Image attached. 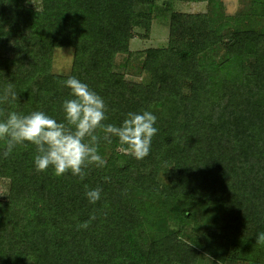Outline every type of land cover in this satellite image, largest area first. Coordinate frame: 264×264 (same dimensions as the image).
I'll return each mask as SVG.
<instances>
[{
    "label": "trees",
    "instance_id": "1",
    "mask_svg": "<svg viewBox=\"0 0 264 264\" xmlns=\"http://www.w3.org/2000/svg\"><path fill=\"white\" fill-rule=\"evenodd\" d=\"M31 2L0 0V96L9 84L17 93L0 120L43 111L65 122L74 76L103 98L105 124L150 111L158 132L137 160L97 130L106 166L83 180L37 171L31 144L5 158L0 140V264H264V0L232 16L221 0ZM178 2L205 9L177 12ZM162 17L165 46L133 54ZM66 47L70 72L55 74ZM135 56L143 81L128 78ZM98 187L92 204L86 191Z\"/></svg>",
    "mask_w": 264,
    "mask_h": 264
},
{
    "label": "clouds",
    "instance_id": "2",
    "mask_svg": "<svg viewBox=\"0 0 264 264\" xmlns=\"http://www.w3.org/2000/svg\"><path fill=\"white\" fill-rule=\"evenodd\" d=\"M63 83L73 97L62 105L65 122H58L43 111L28 115L13 111L6 119L0 120V140L6 142L5 158L17 146L31 144L36 148L34 163L37 171L52 167L56 176L71 173L83 180L89 166H106V160L99 154L101 137L97 130L103 132L102 138L109 143L112 137H117L121 150L137 160L149 155L152 139L158 132L154 126L157 120L154 114L150 111L129 112L120 126L105 124L108 108L100 95L74 76H69ZM9 98L17 99L11 84L4 89L0 103L9 102ZM86 196L95 204L101 198V189L87 190ZM94 219L92 215L89 221L78 227L87 228ZM256 243L264 244V233L256 237Z\"/></svg>",
    "mask_w": 264,
    "mask_h": 264
},
{
    "label": "rangeland",
    "instance_id": "3",
    "mask_svg": "<svg viewBox=\"0 0 264 264\" xmlns=\"http://www.w3.org/2000/svg\"><path fill=\"white\" fill-rule=\"evenodd\" d=\"M31 3L35 5L36 0H30ZM223 3L224 14L234 15L235 13L245 12L248 8V0H221ZM172 9L177 12L183 13H197L202 12L205 9V4L203 3H174ZM168 37V26L167 21L164 17L162 19L154 20L152 23V29L150 37L146 40L135 39L131 42L130 50L134 54L136 52H142L147 48H157L165 46ZM73 50L70 47L55 49L53 55L52 72L59 75H66L70 72L71 60H72ZM136 57V56H135ZM134 58V57H133ZM131 59L128 65L129 74H133L139 70V60L141 56L136 57L135 60ZM139 58V59H138ZM127 56L118 55L116 57V69L119 71H125L124 65L127 66ZM132 72V73H131ZM135 74L129 75L130 80L143 81L147 78L146 74ZM8 184L6 181L0 180V198L4 197L7 193Z\"/></svg>",
    "mask_w": 264,
    "mask_h": 264
}]
</instances>
